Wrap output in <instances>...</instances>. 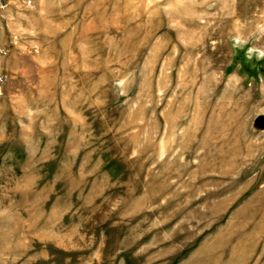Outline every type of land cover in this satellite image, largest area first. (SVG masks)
Masks as SVG:
<instances>
[{
    "label": "rangeland",
    "instance_id": "obj_1",
    "mask_svg": "<svg viewBox=\"0 0 264 264\" xmlns=\"http://www.w3.org/2000/svg\"><path fill=\"white\" fill-rule=\"evenodd\" d=\"M0 16V264H264V0H32Z\"/></svg>",
    "mask_w": 264,
    "mask_h": 264
},
{
    "label": "built area",
    "instance_id": "obj_2",
    "mask_svg": "<svg viewBox=\"0 0 264 264\" xmlns=\"http://www.w3.org/2000/svg\"><path fill=\"white\" fill-rule=\"evenodd\" d=\"M17 2H20V4L23 7H31L33 1L32 0H0V16L2 12L8 11L11 6H15Z\"/></svg>",
    "mask_w": 264,
    "mask_h": 264
}]
</instances>
